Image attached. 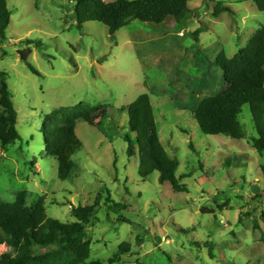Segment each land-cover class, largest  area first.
I'll use <instances>...</instances> for the list:
<instances>
[{
	"label": "rangeland",
	"instance_id": "374dc122",
	"mask_svg": "<svg viewBox=\"0 0 264 264\" xmlns=\"http://www.w3.org/2000/svg\"><path fill=\"white\" fill-rule=\"evenodd\" d=\"M218 3L229 12L215 16ZM73 4L7 0L0 71L7 74L20 140L0 146V201L26 191L28 205L42 197L46 216L63 223L75 221L73 207L98 201L96 220L74 236L90 241L88 262L108 264L126 243L128 251L113 264H264V154L249 142L255 137L249 108L239 115L246 139L204 135L193 118L204 98L226 88L216 57L245 48L264 27V11L247 0H191L189 17L178 25L133 20L110 36L96 21L78 30ZM141 94L150 98L160 143L178 161L176 178L186 192L159 184L158 172L142 180L137 151L126 153L124 136H135L126 107ZM79 104L104 106L106 113L98 126L77 121L82 147L61 181L56 160L42 155L41 129L53 111ZM107 196L121 208L107 210ZM7 251L0 246V255Z\"/></svg>",
	"mask_w": 264,
	"mask_h": 264
},
{
	"label": "trees",
	"instance_id": "16d2710c",
	"mask_svg": "<svg viewBox=\"0 0 264 264\" xmlns=\"http://www.w3.org/2000/svg\"><path fill=\"white\" fill-rule=\"evenodd\" d=\"M190 1L74 0L75 27L82 30L84 23L96 21L106 26L109 35L113 36L133 20H139L150 27L168 26L170 22L178 25L189 17ZM247 1L253 3L259 11H264V0ZM221 12H229V9L218 3L214 15L218 16ZM10 17L7 0H0L1 41L5 40L4 32ZM202 31L201 28L197 29L193 37L197 39ZM36 45L40 46V43ZM30 54L28 49L20 52L23 61H27ZM215 64L222 70L226 88L215 96L204 98L194 110L193 118L198 128L204 135L246 139L239 115L244 106H248L255 129V137L250 138L249 142L257 153L264 154V27L258 29L249 44L232 57L219 53ZM28 68L31 73L39 75L30 65ZM11 97L7 74L0 71L1 147L11 146L20 140L16 129L17 112ZM126 112L128 129L135 135L134 140L129 134L124 136L126 153L131 157L137 151L139 177L145 180L153 172H158L159 184H169L175 193L186 192L185 185L176 178L178 161L171 158L160 143L149 96L139 95L126 107ZM105 113L104 106L86 108L79 104L73 108H60L47 116L48 125L41 129L42 155L56 160L58 180L63 181L70 176L74 167L71 158L82 147L75 133L77 121L98 126L96 119L102 118ZM261 172L264 176V167H261ZM26 197L27 192L20 191L13 202L0 201V246L8 248L7 252L0 255V264H102L99 261L88 262L91 245L87 238L80 241L74 238L96 220L98 201L91 206L73 207L71 212L75 221L63 223L46 216L42 197L30 205ZM103 205L112 211L120 209L122 204L107 196ZM36 246L51 249L35 253ZM127 249L128 244L121 243L108 264L118 261L120 254L126 253Z\"/></svg>",
	"mask_w": 264,
	"mask_h": 264
}]
</instances>
